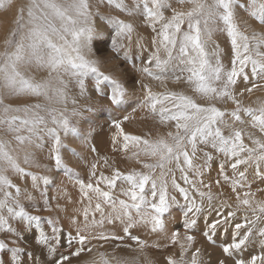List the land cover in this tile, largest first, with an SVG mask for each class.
I'll use <instances>...</instances> for the list:
<instances>
[{"label": "snow or ice", "instance_id": "obj_1", "mask_svg": "<svg viewBox=\"0 0 264 264\" xmlns=\"http://www.w3.org/2000/svg\"><path fill=\"white\" fill-rule=\"evenodd\" d=\"M6 3L10 6L11 0H0V9H4ZM99 3H107L133 20L142 18L143 25L154 34L151 37L153 51L147 60L142 61L143 66L137 68L141 79L136 83L143 91L139 107L160 124L174 128V131L150 140L126 135L121 127L122 121L114 120L113 126L124 141L120 150L127 151L129 145L134 146L137 149L133 153L136 163L147 171L124 173L111 167L107 158L100 157L97 162L91 163L89 182L84 183L67 167L61 154L65 146L61 142L60 132L75 135L77 131L70 126L63 111L52 109L48 112L53 125L48 127V121L39 114L40 105L3 107L0 125H6L8 132L15 133L14 139L19 145L42 147L45 135L53 141L51 159L56 170L63 171L79 185L81 202L87 200L88 205L83 208L84 226H77L75 235L71 231L65 234L63 228L50 219L42 221L39 215L31 214L29 207L40 210L36 192H39L44 210H51V200L56 198L49 197L47 189L54 181L46 175L38 176L25 171L12 155L8 142L0 140V233L11 238L7 242L0 240V253L10 255L8 264H23L21 257L24 255L29 257L31 264H43L35 251L25 253L20 247H8V243L16 245L21 238L26 239L23 235L25 229L32 232L35 244L40 246V254L43 255L46 250L50 257L55 255L61 239L68 249L74 244L78 245L75 251L70 252L73 257H79L85 251L86 242L91 240L112 242L127 238L143 249L147 246L146 242L133 235L131 230L145 226L150 227L152 233L164 232L165 215L173 205L179 206L176 196H169L170 179L172 189L185 201L181 207L186 233L197 227L200 215L205 211V198L208 201V215L204 216L203 235L209 243L215 244L214 238L219 230L223 229L226 236L228 228L233 229L231 241L220 245L223 258L218 264H264V227H257L258 222L264 221V202L255 201L256 193L251 191L257 179L264 185V105L254 109L245 106L242 99L245 92L251 94L254 89H264V0H175L179 7H173L172 0H131L130 4L126 0H99ZM26 7L27 23H24L25 6H21L17 29L7 41L9 45L14 44V50L0 61V80L11 95L47 96V82H34L25 78L19 70L22 65L35 64L38 68L47 69L50 77L56 74L62 86L57 90L60 98H65L67 84L61 77L66 75L78 85L81 96L86 94L85 80L91 77L96 94L106 96L113 106H121L129 101L127 87L120 80L105 75L100 70L99 61L89 56L93 40L100 35L92 21L89 0H30ZM169 10L172 14L166 17L165 13ZM244 14L261 26L262 32L246 34L240 27L241 22L246 23ZM101 19L113 30L112 51L119 55L123 50L124 59L128 60V46L124 41L131 45L136 26L118 18ZM217 32L224 34L230 44V67L224 63L227 53L213 39ZM145 43L141 37H137V48L144 50ZM133 67L136 65L133 64ZM249 68L250 73L246 71ZM145 80L161 85L168 81L186 84L205 103H197L192 96L183 92H153ZM238 80L245 84L239 91ZM105 88L110 92L106 93ZM229 102L234 105L231 110L217 106ZM72 115L79 116L80 113L73 109ZM128 119V116L123 117V120ZM245 138L251 142V147L245 144ZM115 143L116 138L113 139ZM209 148L212 151L206 150ZM91 151L96 152L95 147ZM71 156L79 161L75 151L71 152ZM140 157L154 162H145ZM219 157H223L219 163V174L225 183H230L231 191L235 193L236 209L246 210L243 222H235L237 211L224 210L226 207L230 209L231 205L222 204L217 208L212 204L211 186L202 179ZM197 160L200 162L197 163ZM29 162L26 153L24 163ZM172 165H175V169ZM100 168H110V174L106 175L103 171L98 174ZM226 168L231 169V177L226 174ZM249 169L253 170L251 180ZM9 170L25 181L23 188L9 179L6 175ZM175 171H179L180 179L188 187H182L177 182ZM29 178L31 190L27 183ZM216 183L219 185L220 180ZM117 187L126 199H117L113 195ZM202 188L209 191H201ZM257 191L264 192V187H257ZM93 196L96 199L94 207ZM197 196L200 203L196 201ZM22 199L28 204L22 203ZM105 206L110 209L107 213ZM247 210L251 211V219ZM213 212L216 218L209 222ZM97 214L99 219L96 218ZM70 220L72 225H78L75 217ZM13 221L17 222L16 228ZM117 223L122 226L123 236L105 230L106 224L115 227ZM46 229L50 230V234ZM241 229L246 231L241 233ZM254 233L259 236V254L249 251ZM53 241L56 243L53 244ZM170 241L173 245L179 244L180 254L179 259L167 257L166 264H203L199 248L192 253L191 260L185 258L195 241L193 235L186 234L180 239L178 231H173ZM150 246L168 247L167 244ZM116 247L121 245L117 244ZM87 250L91 251V248ZM65 261L70 264V257L61 255L54 264H64ZM0 264H4L2 258ZM103 264L110 262L104 260Z\"/></svg>", "mask_w": 264, "mask_h": 264}, {"label": "rangeland", "instance_id": "obj_2", "mask_svg": "<svg viewBox=\"0 0 264 264\" xmlns=\"http://www.w3.org/2000/svg\"><path fill=\"white\" fill-rule=\"evenodd\" d=\"M29 2L30 0H11L10 6L6 3V7L0 9V61L4 59L6 54H9L14 50V44L9 45L7 41L11 39L12 32L17 29V19L19 16L18 10L21 6H25L24 23H27L26 6ZM126 2L130 4L131 0H126ZM172 3L173 7H179V5L175 3V0H172ZM89 4L93 13L92 21L100 32V35L92 42V51L89 53V56L91 59L99 61L100 70L105 75L120 80L121 83L127 87L128 96L130 98L129 101L121 106H113L110 101L107 100L106 96L96 94L95 83L91 77L85 80L86 94L81 96L78 85L73 79L66 75L61 77L67 84L65 98H60L57 94V90L61 89L62 86L59 84L56 74L53 73L50 77L47 69L38 68L35 64L22 65L19 70L25 78L31 79L34 82H47V96L11 95L9 90L4 87L3 81L0 80V100L3 101V103L0 104V116L4 115L2 109L5 106L17 108L40 105V109L38 110L39 114L45 117L48 121V127H53L48 112L52 109L64 112V115L67 116L70 121V126L77 131L75 135L72 133L66 135L63 131L60 132L61 142L65 146L61 149V154L67 167L71 168L84 183L89 182V168L91 163L97 162L100 157L107 158L111 167L118 168L124 173L132 170L140 172L147 171L141 166V164L136 163L133 153H135L137 149L134 146L129 145L127 151L120 150L123 147L124 141L123 137L117 134L116 129L113 126L114 120L122 121L121 127L126 135L140 136L141 138H147L150 140H155L164 136L170 130L174 131V128L160 124L156 118H153L147 111L139 107V100L143 97V91L136 83L137 80L141 79V74L137 71V68L143 66L142 61L147 60L151 51H153L152 46H150L151 37L154 35L151 29L143 25L142 18H136L133 20V18L127 17L114 7H109L107 3L101 4L99 3V0H89ZM171 14L170 10L165 13L166 17H170ZM101 17L118 18L125 22H132L136 26V32L133 34L131 45H128V42L124 41L128 46V60L124 59L123 50L119 55L112 51L111 33L113 30L110 25L101 19ZM244 21H246V23L241 22L240 27L242 30L246 31V34L251 35L252 32H262L261 26L251 18L247 17L246 14H244ZM100 28H102V30H100ZM138 36L146 42L144 50L136 47V39ZM16 39H19V34ZM213 39L220 45L221 49L227 53L224 57V63L226 67H230V44L228 43L226 36L217 32L214 34ZM54 42L59 43V41ZM209 50L211 51V46ZM161 56H163V53H161ZM133 64L136 65L135 68L133 67ZM246 71L250 73V68L246 69ZM144 82L150 84L153 92H183L185 95L192 96L197 103H205L194 92H192L186 84H177L171 81H168L165 85L150 80H145ZM248 86L250 87L251 85ZM244 87V82L238 80L237 90H242ZM104 90L106 93L110 92V89L108 88H105ZM242 99L245 106L258 109L260 106L264 105V89H254L251 94L245 92ZM73 101L76 103L73 104ZM217 106L228 110H231L234 107L230 102L227 105L218 104ZM73 109H76L80 115L73 116ZM133 109H135V111H133ZM8 115L21 114L9 113ZM124 116H128L129 119L123 120ZM14 136L15 133L7 131L6 125H0V140L8 142L12 155L17 158L20 167L38 176H48L54 181V183L48 186L47 191L49 194L54 193V195L57 196L56 199L51 200V210L45 211L43 201L39 199V192H36L35 195L38 198L37 203L40 210L35 211L33 208L29 207L28 211L33 215H39L42 218V221L50 219L57 223L58 227L63 228L65 234L71 231L72 234L75 235L76 227L83 228L84 226L83 208L88 205V201L84 200L81 202L79 185L70 180L63 171L58 172L56 170L54 161L51 159L53 141L45 135L42 147L37 148L34 146L19 145L15 141ZM114 138L117 140V143L115 144H113ZM244 142L246 145L250 147L252 146L247 138H245ZM93 147H95L96 152L91 151ZM34 148L37 152H33ZM206 150L212 151L210 148ZM72 151L76 152L79 161L76 157L71 156ZM25 152L29 156L30 162L28 164L23 162V159L25 158L24 155H26ZM140 159L148 163L154 162L146 160L144 157H140ZM222 159L223 157L217 158L212 167L204 173L202 179L205 184L211 186L210 191L213 196L212 204L217 208L222 204L231 205L230 209L226 207L224 210L237 211L235 222H243L246 210L243 208L236 209L235 193L231 191L230 183H225L219 174V163ZM196 162L199 163L200 161L197 160ZM100 163H102V160ZM172 167L175 169V165H172ZM241 167L243 168V166ZM99 171H103L107 175L110 174L111 169L100 168L98 169V174ZM55 173H57V175ZM226 174L229 177L232 176L230 168H226ZM252 174L253 170L249 169L250 180ZM6 175H8L10 180L13 179V177H17V174L10 170ZM175 176L177 182L180 183L182 187H188L184 185L183 181L180 179L179 171H175ZM217 180H220L219 185L216 183ZM23 182L24 180L20 178L17 184ZM28 184L29 190H31L30 178L28 179ZM43 187L44 186L41 184V189H43ZM257 187H264V185L259 183L258 179L252 184L251 188V191L256 193L254 200L264 202V192H258ZM168 191L170 197L173 195L176 196L179 206L173 205L165 215V231L152 233L150 227L145 226H140L131 230L133 235L138 236L141 240L146 242L147 246L143 249L127 238L112 242L91 240L86 242L85 251H83L79 257H73L70 256V252L75 251L78 245L74 244L71 249H68L66 242L61 239L59 245L56 246L57 250L55 255L50 257L47 255L46 250L43 251V255L40 254V246L35 244L32 232L28 229H25L23 234L26 239L21 238L20 242L16 245L8 243V247H20L25 253L35 251L43 261V264H54V261L61 255H68L70 257V264H103L104 260H108L110 264H166L167 257L169 256L179 259V244L173 245L170 241L172 232L178 231L180 239L186 234L195 237L192 248L188 249L185 254L186 259L191 260L192 253L199 248L201 250L200 258L203 261V264H218V261L223 258V252L220 245L231 241V233L233 229L229 227L226 236L223 235V229L219 230L217 236L214 238L215 244L209 243L203 235L205 227L203 226L204 216L208 215V201L207 198H205V211L201 213L197 227L186 233L183 226V208L181 207L185 204V201L172 189L170 179ZM201 191L208 192L209 189L202 188ZM190 194L195 195L194 193ZM113 195L117 199H126L121 195L119 187L113 191ZM196 201L197 203H200V198L198 196L196 197ZM22 203L27 205L28 201L22 199ZM57 203L60 205L59 208H57ZM95 203L96 199L93 196V207ZM108 211H110V209L105 206V212L107 213ZM247 214L249 219H251L252 214L250 210H247ZM71 217L77 219L78 225L74 226L71 224ZM96 218L99 219L98 214ZM215 218V212H213L209 216V222ZM89 219H91V215L89 216ZM12 224L13 227L16 228L17 222L13 221ZM42 227H44V224H42ZM257 227H264V221L258 222ZM105 230L109 232L114 231L117 235L123 236L122 226L118 223L115 227L106 224ZM46 231H49L50 234V230L46 229ZM89 231H99V229H89ZM240 231L243 233L246 229H241ZM10 239V237H6L3 233H0V240L7 242ZM55 243L56 242L53 241V244ZM117 244L121 245V247H116ZM153 244H167L168 247H151L150 245ZM124 245H130L131 247H124ZM88 248H91V251H88ZM249 251L252 254L260 253L259 236L255 233L252 237V243L249 245ZM0 258L3 259L4 264H8L10 255L7 252L0 253ZM21 260L23 264H31L27 255L22 256ZM65 263L69 264L68 261H65L64 264Z\"/></svg>", "mask_w": 264, "mask_h": 264}, {"label": "bare ground", "instance_id": "obj_3", "mask_svg": "<svg viewBox=\"0 0 264 264\" xmlns=\"http://www.w3.org/2000/svg\"><path fill=\"white\" fill-rule=\"evenodd\" d=\"M174 1V0H173ZM17 4V3H16ZM8 20V19H7ZM4 27V26H3ZM100 30H102V28H100ZM147 45V44H146ZM151 46V45H150ZM228 50V49H227ZM41 76V75H40ZM55 76V75H54ZM139 98V97H138ZM121 111V110H120ZM87 125V124H86ZM30 152V151H29ZM33 152H37L36 150H35V148H34V150H33ZM25 154H26V152H25ZM31 154V153H30ZM25 156V155H24ZM20 160V159H19ZM23 162H24V159H23ZM22 166V165H21ZM25 171H28V170H25ZM56 175H57V173H55ZM53 176L55 177V175L53 174ZM19 179H20V177L17 175V177H13V179H11L12 181H13V183H15V184H17V182H19ZM23 180V179H22ZM27 183H28V181H27ZM24 184H25V181L23 182V183H19V184H17V185H19V186H21L22 188H23V186H24ZM28 188H29V184H28ZM48 195H49V197H55V198H57V196H55L54 195V193H48ZM52 200H54V199H52ZM205 200V199H204ZM211 220V219H210ZM236 221V220H235ZM204 226V225H203ZM188 260V259H187ZM8 262V261H7ZM6 262V263H7ZM82 262V261H81ZM66 264V263H65Z\"/></svg>", "mask_w": 264, "mask_h": 264}]
</instances>
